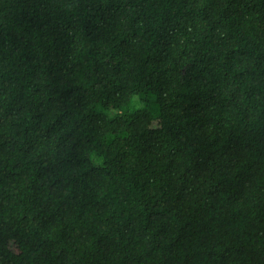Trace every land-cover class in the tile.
<instances>
[{"label":"trees","instance_id":"obj_1","mask_svg":"<svg viewBox=\"0 0 264 264\" xmlns=\"http://www.w3.org/2000/svg\"><path fill=\"white\" fill-rule=\"evenodd\" d=\"M0 264H264V0H0Z\"/></svg>","mask_w":264,"mask_h":264}]
</instances>
